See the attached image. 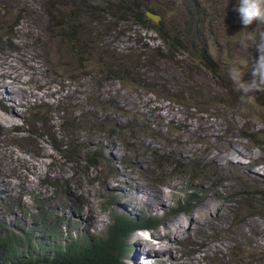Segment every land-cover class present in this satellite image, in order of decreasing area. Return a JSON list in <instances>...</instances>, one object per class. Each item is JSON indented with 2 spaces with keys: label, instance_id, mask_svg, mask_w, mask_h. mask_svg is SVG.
Segmentation results:
<instances>
[{
  "label": "rangeland",
  "instance_id": "374dc122",
  "mask_svg": "<svg viewBox=\"0 0 264 264\" xmlns=\"http://www.w3.org/2000/svg\"><path fill=\"white\" fill-rule=\"evenodd\" d=\"M146 1L157 21L160 10L169 21L182 19L181 0ZM196 1L200 49L215 72L187 49L173 58L156 55L166 44L132 19L95 25L78 0H0V65L42 94L18 99L14 128L0 121V224L56 231L62 225L74 235L106 236L112 211L148 213L159 225L129 233L125 264H188L196 257L198 264H264V197L254 196L264 188V150L245 134L264 129V93L242 102L229 90V103L214 100L226 90L230 67L247 71L238 42L261 26L236 27L229 0ZM108 52L115 62L128 57L132 79L104 76ZM249 53L258 58L254 47ZM232 144L245 152L227 161ZM190 193L191 211L177 210ZM199 220L207 221L205 231L195 224L189 232L188 224ZM137 231L157 237L137 242ZM210 246L221 250L214 254Z\"/></svg>",
  "mask_w": 264,
  "mask_h": 264
},
{
  "label": "trees",
  "instance_id": "16d2710c",
  "mask_svg": "<svg viewBox=\"0 0 264 264\" xmlns=\"http://www.w3.org/2000/svg\"><path fill=\"white\" fill-rule=\"evenodd\" d=\"M78 1L82 7V13L89 17L95 25H100L108 19L116 21L132 19L147 28L155 29L162 42L166 44V48L158 49L156 55L173 58L176 51L187 49L199 56L208 66L210 65L215 72L214 61H210L209 54L203 51L202 46L200 49V43L204 37L196 15L197 9H194V0H181L185 5L182 7V19L180 17L175 21H169L167 14L162 13V10H160L161 19L159 21L153 19L149 11L154 8L150 7L146 0H106V3L102 5L98 0ZM195 2L197 1L195 0ZM227 2V10L232 8L234 25L240 28L242 23L237 20L239 14L234 10L238 6V0ZM53 9L57 12L60 11L59 6L54 2H52ZM231 21L232 19H226L225 23L229 24ZM75 33L67 34V38ZM67 38L66 44L71 43L70 51L74 53L75 58H78L79 54L75 45L72 44V38L68 40ZM111 53L108 52L107 56L110 58L108 61L112 63L108 62L102 65L104 68L101 71L104 76L131 78V68L125 64L129 63L128 57L124 63H119L115 62V54ZM94 54L92 52V55ZM138 58H141V55ZM136 61L137 59L133 62L132 67L137 69ZM223 80L226 90L219 93L222 95L220 98L214 96V100L229 103L231 100L229 98L230 91H235V86L228 75ZM239 97L241 99V96ZM241 100L242 102L247 101L246 98ZM261 116L264 119L263 112ZM245 134L264 150V129L254 130L251 128ZM86 157L90 163L97 164L91 155L87 154ZM254 196L264 197V188L254 193ZM194 198L195 195L190 193L185 200H178L176 209L191 211L189 204ZM112 213L113 220L108 226L109 230L106 236L93 232L74 235L72 231L64 232L62 225L61 230L56 231L44 221L42 222L45 224L43 229L32 226L26 230L21 227L10 229L9 225L0 224V264H125L123 257L128 251L127 236L129 233L135 229H152L159 225V219L156 215L148 213H142L139 216L124 212L117 213L116 211H112ZM65 233L68 237L65 236Z\"/></svg>",
  "mask_w": 264,
  "mask_h": 264
},
{
  "label": "clouds",
  "instance_id": "9594fccd",
  "mask_svg": "<svg viewBox=\"0 0 264 264\" xmlns=\"http://www.w3.org/2000/svg\"><path fill=\"white\" fill-rule=\"evenodd\" d=\"M234 10L238 12L245 29L254 23L261 26V30L242 37L238 42L239 48L247 57V71L244 70V65H234L228 70V77L241 99L251 98L257 92L264 93V0H238V6ZM253 47L259 55L258 58L250 60L249 49ZM249 71L251 79L245 80V73ZM148 237L152 235L148 234ZM155 237L157 236L153 235Z\"/></svg>",
  "mask_w": 264,
  "mask_h": 264
},
{
  "label": "bare ground",
  "instance_id": "6f19581e",
  "mask_svg": "<svg viewBox=\"0 0 264 264\" xmlns=\"http://www.w3.org/2000/svg\"><path fill=\"white\" fill-rule=\"evenodd\" d=\"M4 56V55H3ZM8 56V55H7ZM26 57V56H25ZM12 58V57H11ZM1 60V59H0ZM8 60V59H7ZM14 62V61H13ZM31 62V61H30ZM4 63V62H3ZM34 63V62H33ZM29 64V63H28ZM8 65V64H7ZM15 65V64H14ZM32 65V64H31ZM5 66H6V64H5ZM13 66V65H12ZM16 66H17V64H16ZM14 67V66H13ZM17 68V67H16ZM36 68V67H35ZM7 69V68H6ZM5 69V67L3 66V65H0V107L1 108H4V109H7L8 110V114L7 115H5L4 113H1L0 112V121H2V123L4 124V126L5 127H15V126H17V121H16V115L18 114V112H15L16 110L14 109L15 108V106H16V104L18 103V99H19V103H21L20 102V100H23V99H26V98H28V97H30V98H32L33 99V97H31V96H35V97H37L38 99L39 98H41V96H42V94H41V96H40V92H38V90H35V89H33V87L32 86H30V87H28V86H26L25 84H24V82L22 83V79L21 78H19V80H18V78H16V77H14V74H11L10 73V71H8V70H6ZM14 69V68H13ZM27 69V68H26ZM25 69V70H26ZM22 70V69H21ZM37 70V69H36ZM31 71V70H30ZM33 71V70H32ZM19 72V71H18ZM34 72V71H33ZM37 72V71H36ZM14 73V72H13ZM20 73H21V71H20ZM28 73V72H27ZM27 73H26V75H27ZM17 74V73H16ZM18 76H19V74H18ZM21 76V75H20ZM39 76V75H38ZM23 77H24V75H23ZM27 77H29L28 75L26 76V78ZM40 78V77H39ZM29 79V78H28ZM35 81V80H34ZM26 83V82H25ZM31 83V82H30ZM30 85V84H29ZM31 85H32V83H31ZM37 86H39V85H37ZM49 85H47V87H48ZM54 88V87H53ZM106 89H108V88H106ZM57 92V89H53V90H51V93H56ZM115 92V91H114ZM134 97V96H133ZM29 98V99H30ZM131 98V97H130ZM42 99H43V97H42ZM137 99H139L138 97H137ZM31 100V99H30ZM29 100V101H30ZM24 102V101H23ZM130 103V102H129ZM1 104H3V106L1 105ZM132 105V104H131ZM155 105V104H154ZM140 108V107H139ZM155 108H157V107H155ZM159 108V107H158ZM175 110L176 109H174V111H173V113L175 112ZM162 109L161 110H158V112H159V115L160 116H163L164 117V115L165 114H163L162 112ZM177 111V110H176ZM5 112H7V111H5ZM157 112V111H156ZM157 112V113H158ZM178 112V111H177ZM177 112H176V114H177ZM172 113V114H173ZM158 115V114H157ZM178 115V114H177ZM18 116V115H17ZM166 116H167V114H166ZM179 117V116H178ZM171 119H174V116L172 115L171 117H170ZM160 119V118H159ZM179 119H181V118H179ZM174 120H176V119H174ZM183 120V119H182ZM205 120V118H203V121ZM185 121V120H184ZM203 121H202V123H203ZM160 122V121H159ZM204 122H206V121H204ZM207 122H208V120H207ZM216 122V121H215ZM215 122H213L212 120H209V122L207 123V126H211L212 124H216ZM183 123V122H182ZM201 123V124H202ZM0 124H1V122H0ZM184 124H187L188 125V129H189V125H191V122H189L188 120L187 121H185L184 122ZM203 124H205V123H203ZM5 127H4V129H5ZM215 127V126H214ZM212 129H213V127H212ZM216 129V128H215ZM5 132V131H4ZM185 138V137H184ZM228 143V142H227ZM188 144V143H187ZM236 144V143H235ZM181 146V145H180ZM221 147V146H220ZM231 147H233V149H231L230 150V152L229 153H225L223 156L225 157V159H227V161L229 160V161H234L235 159H240L239 158V155L240 154H242V153H244L243 151H240V150H238L237 148H236V146L234 145V144H232L231 145ZM240 148V147H239ZM243 150V149H242ZM245 150V149H244ZM183 153V152H182ZM216 153V152H215ZM221 155V154H220ZM16 156L18 157V158H22V156L23 155H21V154H19V153H17L16 154ZM219 156V155H218ZM25 157V156H24ZM221 158H222V156H221ZM25 159H27V158H25ZM218 160H219V158H217ZM239 161V160H238ZM34 163V162H33ZM38 163V162H37ZM39 163H41V162H39ZM221 163V162H220ZM13 166V165H12ZM34 166V165H33ZM37 168V167H36ZM133 182V181H132ZM137 181H135V185H137V183H136ZM133 185V184H132ZM218 220H220V221H222V220H224V219H222V218H219ZM209 222V221H208ZM189 223V222H188ZM196 224V226H200V225H203L204 226V231H205V228H207L206 227V224H207V221L206 220H199V221H196V222H191V223H189L188 224V226L186 227L187 228V230L189 231V232H191V228H192V226L193 225H195ZM256 224V223H255ZM168 225V224H167ZM178 225V224H177ZM186 226V225H185ZM203 226H201L200 228H202ZM211 226V225H210ZM173 228V227H172ZM198 228V227H197ZM245 228V227H244ZM244 228L243 229H239L238 230V234L239 233H245V230H244ZM199 229V228H198ZM197 229V230H198ZM247 229H248V227H247ZM200 230H203V228L202 229H200ZM167 231V230H166ZM178 231H179V229H178ZM199 231V230H198ZM183 232V231H182ZM178 233V232H177ZM203 234V233H202ZM150 235H152V234H150ZM204 235V234H203ZM192 236V235H191ZM133 237H134V239L137 241V242H142V243H146V241H147V238L148 239H150V238H153V235H152V237H146V236H144V235H142L141 233H139L138 231L137 232H135L134 233V235H133ZM166 237V236H165ZM160 238V237H159ZM163 239V238H162ZM154 241V240H153ZM150 242V241H149ZM169 247V246H168ZM211 247V246H210ZM222 248V247H221ZM211 249H213V253L215 254L216 252H218V251H220L221 249L220 248H218V247H211ZM145 253H147V252H145ZM145 253H143V254H145ZM149 253V252H148ZM200 258V257H199ZM199 263V259L196 257V258H194L190 263H188V264H198ZM187 264V263H186Z\"/></svg>",
  "mask_w": 264,
  "mask_h": 264
},
{
  "label": "water",
  "instance_id": "95a60500",
  "mask_svg": "<svg viewBox=\"0 0 264 264\" xmlns=\"http://www.w3.org/2000/svg\"><path fill=\"white\" fill-rule=\"evenodd\" d=\"M150 14V16H152L153 18H155L156 20H158V16H156V15H152L151 13H149Z\"/></svg>",
  "mask_w": 264,
  "mask_h": 264
}]
</instances>
